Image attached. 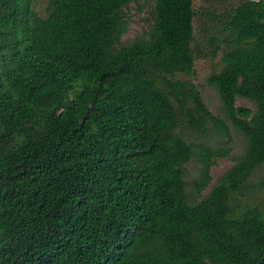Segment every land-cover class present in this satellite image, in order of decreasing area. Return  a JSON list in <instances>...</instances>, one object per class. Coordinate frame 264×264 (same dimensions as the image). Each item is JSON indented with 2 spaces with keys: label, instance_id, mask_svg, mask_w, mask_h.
<instances>
[{
  "label": "trees",
  "instance_id": "1",
  "mask_svg": "<svg viewBox=\"0 0 264 264\" xmlns=\"http://www.w3.org/2000/svg\"><path fill=\"white\" fill-rule=\"evenodd\" d=\"M193 1L48 0L41 17L0 0V264H264V213L237 211L264 166V0L237 5L211 53L224 118L189 79ZM141 3L151 26L124 46ZM227 123L244 151L201 197L232 151Z\"/></svg>",
  "mask_w": 264,
  "mask_h": 264
},
{
  "label": "rangeland",
  "instance_id": "2",
  "mask_svg": "<svg viewBox=\"0 0 264 264\" xmlns=\"http://www.w3.org/2000/svg\"><path fill=\"white\" fill-rule=\"evenodd\" d=\"M243 0H194V35L195 44L194 52L197 59L194 63L193 75L189 78L196 86L200 96L202 97L208 110L215 116L224 118L221 113V104L218 94L207 84V79L213 70L220 68V53L216 57H211V53L218 46H221L224 37L227 34V21L230 13ZM35 11L41 16L46 17L48 0H32ZM127 20V32L121 38V44L126 46L132 43L135 39L146 36V33L151 26L152 20L150 16V7L141 4H131L125 10ZM177 79L186 80L188 77L177 75ZM236 106L255 111V106L249 101L237 98ZM230 132L231 152L227 158H217L216 166H214L210 175L212 181L208 188L202 192L201 197H204L210 189L216 184L218 179L225 174L242 155L244 151L245 141L243 137L234 130L230 123H227ZM198 147H203L206 150L213 148H223V139L215 136L210 141H203L196 136L193 137ZM200 172V164L197 159H194L186 166L184 177L186 193L188 196H194V184L198 180ZM243 197L239 199L240 207L237 209H254L259 208L264 213V166L256 170L248 181V186L242 193ZM199 198L198 200H200Z\"/></svg>",
  "mask_w": 264,
  "mask_h": 264
}]
</instances>
